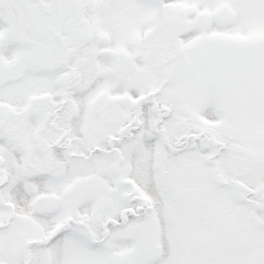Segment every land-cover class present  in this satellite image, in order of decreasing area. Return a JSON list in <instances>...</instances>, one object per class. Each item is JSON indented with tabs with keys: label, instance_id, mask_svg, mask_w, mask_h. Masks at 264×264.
<instances>
[{
	"label": "snow or ice",
	"instance_id": "1",
	"mask_svg": "<svg viewBox=\"0 0 264 264\" xmlns=\"http://www.w3.org/2000/svg\"><path fill=\"white\" fill-rule=\"evenodd\" d=\"M0 264H264V0H0Z\"/></svg>",
	"mask_w": 264,
	"mask_h": 264
}]
</instances>
